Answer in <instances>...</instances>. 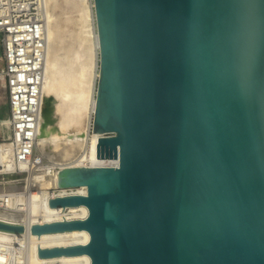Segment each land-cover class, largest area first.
<instances>
[{
  "label": "water",
  "instance_id": "1",
  "mask_svg": "<svg viewBox=\"0 0 264 264\" xmlns=\"http://www.w3.org/2000/svg\"><path fill=\"white\" fill-rule=\"evenodd\" d=\"M99 40L90 157L49 199L85 219L91 264H264V0H93ZM0 229L23 226L0 222Z\"/></svg>",
  "mask_w": 264,
  "mask_h": 264
},
{
  "label": "bare ground",
  "instance_id": "2",
  "mask_svg": "<svg viewBox=\"0 0 264 264\" xmlns=\"http://www.w3.org/2000/svg\"><path fill=\"white\" fill-rule=\"evenodd\" d=\"M63 1L67 2L68 0H46L48 7L46 16L47 43L42 80L43 95L46 90V82L48 81V69L53 65V60L50 56L53 54L54 47L51 39H55L56 34L54 12L60 7L61 3H64ZM70 1L72 4L77 3V6L79 5V9L71 16L74 30L80 43L85 44L89 48L88 51L92 54V61L90 63L82 61L78 67L81 86L93 93L88 113L89 120L82 134L62 132L57 126L60 122L57 112L62 103H66L67 101L69 103L72 102L74 95L69 91L62 90L63 99L61 97L59 99H52L44 96L43 110L37 128L36 146L40 154L48 159V163L42 165L39 171H33L28 176L23 174L18 179H10L7 182H3L5 190L6 187L9 190H14L11 200L8 201L9 205L23 209L24 212L11 214L0 211V220L2 222L23 226L21 232L0 229V264H91V256L87 253L77 255L64 254L52 257H39L38 255V246L39 248H53L56 246L87 244L90 240L88 230L74 229L45 232L39 234L38 238V234L32 233L31 227L32 224H43L64 219H85L89 214L88 207L84 204L67 208L51 207L49 205V199L53 198L55 194L54 189L59 186L58 173L51 171L52 166L60 165L63 169L76 166H96L98 163H116V165L119 163V160H95L90 157L92 140L100 136L98 132L93 131L92 138L88 137L96 103L95 91L99 76V40L95 24L94 1ZM75 58L78 59L77 56ZM77 62L79 63V61ZM64 100L67 101L64 102ZM0 120L1 129L8 135L10 128L9 118L4 121ZM10 148L11 145L9 143H0V160L1 162H5L8 168H12L9 156ZM22 167L25 166L22 165ZM24 181H27V186H31L30 195H26L19 188V186L23 188ZM63 191L60 190V193H63ZM71 191L72 194L86 195L87 187H72ZM21 221H25V224H20Z\"/></svg>",
  "mask_w": 264,
  "mask_h": 264
},
{
  "label": "built area",
  "instance_id": "3",
  "mask_svg": "<svg viewBox=\"0 0 264 264\" xmlns=\"http://www.w3.org/2000/svg\"><path fill=\"white\" fill-rule=\"evenodd\" d=\"M47 9L46 0H0V59L3 63L0 79L4 81L7 93L10 120L8 135L2 132L0 124V143L11 145L9 156L12 163V168H8L0 160L2 182L18 179L23 174L28 176L48 163L36 146L44 103L42 80L47 43ZM90 132H93V116ZM59 169H62L60 165L51 167L52 172L58 173ZM24 185L22 191L30 195L31 186H27V181H24ZM71 188L58 186L54 189L53 198L72 194ZM60 190H64L63 193ZM13 191L0 192V211L11 214L24 212L9 205ZM20 224H25V221Z\"/></svg>",
  "mask_w": 264,
  "mask_h": 264
},
{
  "label": "rangeland",
  "instance_id": "4",
  "mask_svg": "<svg viewBox=\"0 0 264 264\" xmlns=\"http://www.w3.org/2000/svg\"><path fill=\"white\" fill-rule=\"evenodd\" d=\"M63 2L64 3H61L60 7L57 8V12H54L56 42L54 38L51 39V43L54 46L53 54L50 56L53 60V65L48 69V81L46 82L44 96H48L52 99H59L60 97L63 99L62 90L73 93L75 101L72 100V102L69 103V101L64 100V102H67L62 103L57 112L60 117V122L57 126L64 133L69 134L72 132L73 134H82L89 120L88 113L93 93L89 89H85L81 86L78 67L82 61L90 63V61H92V54L88 51L89 48L86 47L85 44L80 43L72 24L71 16L79 9V5L77 6V3L72 4L70 0ZM76 56L78 59L75 58ZM77 61H79V63ZM2 69L3 63L0 59V71ZM0 95V119L2 118V121H4L8 119L5 117L9 115V106L4 81L2 79H0ZM2 132L4 133L3 130ZM92 136L93 132H88V137L92 138ZM37 151L39 152L38 148ZM19 188L22 191L21 186H19ZM0 189V192L5 190L3 188L1 175ZM8 189L6 187V190Z\"/></svg>",
  "mask_w": 264,
  "mask_h": 264
},
{
  "label": "crops",
  "instance_id": "5",
  "mask_svg": "<svg viewBox=\"0 0 264 264\" xmlns=\"http://www.w3.org/2000/svg\"><path fill=\"white\" fill-rule=\"evenodd\" d=\"M6 118V117H5ZM2 119V118H1Z\"/></svg>",
  "mask_w": 264,
  "mask_h": 264
}]
</instances>
